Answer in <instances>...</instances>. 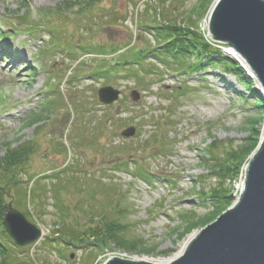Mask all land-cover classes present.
Returning <instances> with one entry per match:
<instances>
[{"label":"rangeland","instance_id":"1","mask_svg":"<svg viewBox=\"0 0 264 264\" xmlns=\"http://www.w3.org/2000/svg\"><path fill=\"white\" fill-rule=\"evenodd\" d=\"M216 2L0 0V175L6 149L31 143L34 151H26L25 167L14 176L16 187L7 178L2 185L16 195L7 198L12 208L41 231L32 245L8 242L9 259L0 264H103L111 257L162 264L222 213L211 217L215 210L204 196L222 188L236 204L233 197L264 136V103H255L264 97L250 72V86L219 72L220 63L179 75L142 53L137 76L119 71L94 77L97 47L118 49L109 61L145 49L157 55L155 31L146 27L154 23L192 24L208 39ZM148 69L154 73L144 74ZM104 86L121 93L108 106L97 99ZM45 101L51 105L41 114ZM129 127L135 135L122 137ZM246 139L253 148L242 160ZM137 168L152 174L141 180L133 175ZM100 218L116 225L125 246L110 241L101 249L90 238L91 247L74 249L58 242L56 234L68 230L85 235L91 225L106 229Z\"/></svg>","mask_w":264,"mask_h":264},{"label":"water","instance_id":"2","mask_svg":"<svg viewBox=\"0 0 264 264\" xmlns=\"http://www.w3.org/2000/svg\"><path fill=\"white\" fill-rule=\"evenodd\" d=\"M207 37L227 46L245 63L264 97V0H217L208 18ZM97 95L100 103L110 105L117 101L119 91L103 87ZM131 97L133 101L139 99L136 92ZM134 133V128L130 127L121 135L131 137ZM2 224L19 247L33 244L41 236V231L11 204L7 206ZM103 264L151 263L111 257ZM169 264H264V136L245 168L236 204L205 226L188 243L184 253Z\"/></svg>","mask_w":264,"mask_h":264},{"label":"trees","instance_id":"3","mask_svg":"<svg viewBox=\"0 0 264 264\" xmlns=\"http://www.w3.org/2000/svg\"><path fill=\"white\" fill-rule=\"evenodd\" d=\"M203 1V0H202ZM92 6L89 4V7ZM88 8V7H87ZM83 10V9H81ZM163 26H158L156 23L151 26H146L147 29H153L155 31L154 37L157 42V47L160 50L157 55H152V52H155L151 49H145L143 52H136L131 55H124L121 54L119 57H117L114 60L107 59L108 56L113 55L118 51V49L112 48L111 50H104L100 47H97L96 50H100L99 54L104 56L100 61H98L96 68L99 70L98 72L94 73V77L98 78L99 76L107 77L113 73L119 74V71L123 72L124 78H131L132 75L137 76L134 70L136 66L141 65L142 60V53L143 57L145 58H153L154 61L162 64L164 67L170 69L171 71L177 72L179 75L182 73H188L193 74L198 71H205V66L208 64H212L214 66H219V63L222 64L221 67L218 68L219 72L222 73H228L235 75L236 78L239 79V81L245 85L251 84L250 79L247 77L245 72L242 69H239L238 64L233 60L232 57L225 54L222 49H225L226 47L213 43L212 41L206 39L201 33L194 30L193 25L190 24L188 26H181V25H175L171 23H163ZM52 43L51 45H57L58 40L55 39V37L51 38ZM74 48H76L74 46ZM87 48V47H86ZM63 49L65 52H68L70 55L73 54V49H70L68 46H63ZM96 50H88V51H95ZM142 67H144L142 65ZM114 72H112V70ZM154 73L153 70H146L144 74H152ZM176 73V74H177ZM74 77H71L70 81L73 80ZM95 80V79H94ZM252 85V84H251ZM250 90H254L253 88H250ZM246 98V97H245ZM255 103L262 106L261 104L263 101L260 98L255 99ZM46 107H44L41 110V114H43L47 108L51 105V101H45L44 103ZM160 134L162 136V129L160 131ZM155 138V136H154ZM153 138V142H154ZM159 138V137H158ZM161 141V137L159 138ZM249 140H244L243 144L249 145L246 147L247 149H242L240 153V157H242V160L244 157L247 156L248 151L252 150L253 142L251 144L248 143ZM29 150L34 151L33 146L31 143H22L20 145H17L15 147H8L5 151L4 160L2 161L3 170L1 171L0 175V258L2 261H5L6 258H8V247L7 243H11L10 239L6 235L3 227H2V219L4 216V213L6 211L7 203L10 202L7 198H11L15 201L16 195L9 194L5 188L6 186H3L2 184H5L3 181L5 178L8 179V183L10 186L16 187L18 184L15 180V175L18 173V171H21L22 168H24L28 157L26 156V151ZM212 153V152H211ZM212 156V154H211ZM210 156V157H211ZM124 163V162H123ZM121 162L117 165H115L114 171L120 170ZM237 167V170H240V168ZM236 173V172H235ZM151 172H146L145 170L141 168H137L135 173H133L134 176L139 177L141 180L145 175H151ZM55 178L57 176L55 175ZM29 180H33V178H30ZM35 182L32 183V186ZM56 185V184H54ZM27 191L28 195H31V191H33V187ZM216 191V190H215ZM212 191V194H208L203 197V200L206 198H209V200L213 204L214 212L211 215V217L216 216L220 214L221 212L225 211L232 203H231V195L230 192L224 189H220L218 191ZM23 197H26V195L23 193ZM213 198V200H211ZM200 201H202L201 198H199ZM214 201V203H213ZM25 215H27L25 213ZM28 216V215H27ZM93 221V217H92ZM101 222V223H100ZM100 227L104 226L106 229L89 226L86 230L85 235H77L73 230H68L60 234H56V238H59L58 242L66 243L67 246L73 247L74 249H81V247L89 248L93 244H96L101 249L105 248L110 244L111 242H115L118 244H121L122 246H125L127 243L124 241L123 236H118L117 232L115 231L116 225L112 223H108L104 221L102 218L99 220ZM196 223V222H195ZM194 223V224H195ZM191 224V222H190ZM189 225V224H188ZM59 236V237H58ZM84 237V238H83ZM90 238L92 239V243H89ZM116 240V241H115ZM122 242V243H121ZM7 256V257H6ZM3 264V262H2Z\"/></svg>","mask_w":264,"mask_h":264},{"label":"bare ground","instance_id":"4","mask_svg":"<svg viewBox=\"0 0 264 264\" xmlns=\"http://www.w3.org/2000/svg\"><path fill=\"white\" fill-rule=\"evenodd\" d=\"M229 51V50H228ZM231 52V51H229ZM230 55H234L233 52L230 53ZM236 55H234V59L236 58L235 57ZM244 67L246 68L247 72L249 73V70L247 69V66L244 65ZM253 76V75H252ZM186 248V246H185ZM185 248H182V250H180L179 253H177L173 258H168L167 260H164V261H161L160 263L162 264H169L170 262H172L174 259L178 258L179 256H181L183 254V249L185 250Z\"/></svg>","mask_w":264,"mask_h":264}]
</instances>
